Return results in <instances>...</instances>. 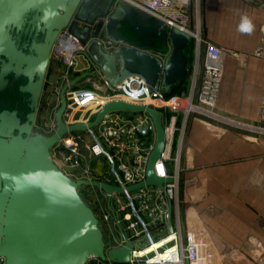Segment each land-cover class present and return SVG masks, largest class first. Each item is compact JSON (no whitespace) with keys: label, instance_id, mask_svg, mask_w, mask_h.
Wrapping results in <instances>:
<instances>
[{"label":"water","instance_id":"water-1","mask_svg":"<svg viewBox=\"0 0 264 264\" xmlns=\"http://www.w3.org/2000/svg\"><path fill=\"white\" fill-rule=\"evenodd\" d=\"M64 30L87 47L94 64L112 83L137 75L145 78L151 92H168L188 78L186 50L191 37L178 30L170 32L164 22L128 3L0 0V89L6 84L4 76L10 73L16 79L27 78L21 91L30 95L31 109L24 124L16 112L0 113V264H87L91 258L130 262V242L106 255L100 220L80 194L82 187H96L108 195L110 206L112 194L123 190L102 181L73 179L52 159V150L66 136L97 127L111 113L146 112L156 127L146 182L129 187V191L170 181L154 173L165 143L163 116L156 109L115 100L106 103L94 121L66 124L67 89L86 74L62 88L55 132L50 136L33 134L53 47ZM22 35L33 38L30 53L18 48ZM106 39L123 45L108 51L102 43ZM167 42L171 52L165 59L153 54Z\"/></svg>","mask_w":264,"mask_h":264},{"label":"built area","instance_id":"built-area-1","mask_svg":"<svg viewBox=\"0 0 264 264\" xmlns=\"http://www.w3.org/2000/svg\"><path fill=\"white\" fill-rule=\"evenodd\" d=\"M120 2L128 3L164 22L170 32L178 30L188 34L191 39L197 40L195 71L189 94L186 98H180L176 95L168 96V93L161 89L151 92L145 78L137 75L128 76L119 83H112L100 70L92 71L90 64L82 72V74L88 73V76L83 79H88L90 86L81 85L83 80L81 79L75 86L67 89L68 106L65 115H68L72 107L87 108L94 105L95 112L92 114L95 116L93 119L74 122H67L65 118V122L71 125L94 121L100 109L106 103L115 100L156 109L163 116L165 143L162 154L155 162L154 173L157 177L170 181L163 183L162 186L144 185L133 191L128 189L146 182L147 165L156 144V127L153 119L146 112L111 113L105 116L97 127L69 134L54 149L59 150L61 144H64V149H69L72 153L68 161L73 159L75 165H80L79 140L82 134H89L88 148L93 150L95 156L103 155L108 160L111 180L106 183L123 190L122 193L112 194L110 206L108 195L103 191L107 197L106 213L103 219L106 223L112 224V230L109 232L102 226V220L99 219L106 243V255L109 250L119 249L130 242L133 247L128 264H203L197 238L203 231H184L182 226L180 178L183 170L180 166L181 153L179 152L183 146L186 122L191 114L210 119L220 118L214 113V109L222 83L226 51L214 43L203 42L201 36L198 38L188 29V12H186L188 0H116V3ZM102 43L108 51L117 50L123 45L110 39ZM202 47L205 54L203 62ZM84 50L85 47L79 39L68 30H64L53 47L52 57L59 53L67 57L68 64L71 65L75 59V52ZM259 55L257 53V56ZM157 56L160 59L167 57L161 53ZM80 75H75L65 84ZM96 78L99 81L95 80ZM94 80L100 84L93 83ZM181 117L183 125L178 127ZM259 121L264 122V105L260 110ZM254 129L264 132L262 127ZM176 136L180 138L179 152L177 158L173 159L171 148ZM67 139L71 142L67 143ZM52 159L62 169L53 156ZM171 163H175L173 170L170 169ZM158 245L161 247L145 254L149 248ZM163 254L168 256L164 258ZM87 264L121 263L91 258ZM255 264H264V252L256 257Z\"/></svg>","mask_w":264,"mask_h":264},{"label":"crops","instance_id":"crops-1","mask_svg":"<svg viewBox=\"0 0 264 264\" xmlns=\"http://www.w3.org/2000/svg\"><path fill=\"white\" fill-rule=\"evenodd\" d=\"M197 2L199 22L201 15L197 30L203 42L226 51L217 99V112L223 118L202 119L192 114L186 122L188 153L182 155L180 178L182 226L184 231H203L201 241L207 240L213 254L223 255L225 264H255L257 255L264 252V139L255 137L250 126L261 125L264 60L252 53L264 34V0ZM245 16L254 25L251 34L239 30ZM158 51L168 56L170 42ZM190 62L189 56L188 78L174 95L184 82H188V92L191 89ZM51 66L52 58L48 75ZM81 85L90 83L83 79ZM208 136H213L212 143ZM105 169L102 163L93 178L110 181Z\"/></svg>","mask_w":264,"mask_h":264},{"label":"rangeland","instance_id":"rangeland-1","mask_svg":"<svg viewBox=\"0 0 264 264\" xmlns=\"http://www.w3.org/2000/svg\"><path fill=\"white\" fill-rule=\"evenodd\" d=\"M197 1L198 0H188V8L186 10V12H188L187 13V20H188L187 26H188V29L193 33H196L198 29V25L199 23H201V15H200V22H199V17H198V2ZM179 20H180V17H179ZM84 47H85L84 51L75 52L74 54L75 59L71 65L68 64L67 57L60 55L59 53L54 54V56L52 57V66H51L50 74L47 76L46 84H45L42 98L40 101V112L38 116V121L36 123V128L34 131L35 134H42L45 136H50L55 132L57 128L56 112L58 108L60 107L61 91H62V88L66 85L65 83L68 80L73 78L75 75H79L80 73H82L90 64H91L92 71L100 70L99 67H97L94 64L93 60L88 54L87 47L86 46ZM196 50H197V40L192 39L189 47L186 50V55L188 56V58L190 56V60H191L190 76L191 75L193 76V72H194V66L196 62ZM155 53L163 54V52H159V51H156ZM257 53H259L260 55L257 56ZM252 54L254 57L264 60V34L261 39V45L257 47ZM204 57H205V54H204V49L202 47V54H201L202 62L204 60ZM95 80H98V79L96 78ZM95 80L93 81V83L99 85L100 84V82H98L99 80L98 81H95ZM182 89L183 91L181 93ZM188 90H189L188 82H184V84H182L180 87V91H176L175 95L179 96L180 98H186L189 94ZM101 95L105 96L104 94H101ZM262 105H264V103ZM91 107H87V108L72 107L71 109H69L68 115L67 116L65 115L64 119L66 118L67 122L85 121L87 119H93L95 115H93L92 112H95V108H91ZM214 113L217 114L220 118L221 117L223 118V116H221L217 112V104L214 109ZM194 115L191 114V117ZM197 117H201L202 119H204L203 116H197ZM220 118L213 117L211 119H220ZM182 122H183V118L181 117L178 122V127L182 125L181 124ZM260 123L261 125L250 126V129L254 131V133H256L255 137L264 139V132L262 133L258 131L257 129H254L257 127L264 128V122H260ZM208 137L210 139L209 142L212 143L213 140L211 139L213 138V136H208ZM179 140L180 138L176 136L173 146L171 148L173 159L177 158L176 156L179 152V142H180ZM79 141H80L79 158L81 162L80 165H75L73 159L68 161V158L69 156H71L72 153L70 152L69 149H64L65 148L64 144H61L62 146L59 150L57 149L52 150V156L56 160V162H58L62 166V170L68 176L72 178L85 177L86 179H93V177L97 176L96 175L97 170L100 169V166H102V163H103L105 164V168H106L105 170H107L109 173V163L106 157L103 155L95 156L93 153V150L88 148L90 144L89 134L87 133L82 134ZM59 152H63V153H59ZM179 153H181L180 166H181V169H183L182 167L183 165L181 162L182 155L183 153H188V146L186 144V138H185V141H183V146ZM174 168H175V163H171L170 169L173 170ZM101 191L102 190L96 187L86 186L80 189V194L85 200V202L90 207L93 208L98 218L102 220V226L104 228H107L110 232L112 230V224L110 222L106 223L103 219L106 213L105 212L106 211V198H105V195L102 194ZM121 201L123 202V199ZM258 256L259 255H257V257ZM216 260L218 264H225L223 255L216 254ZM247 264H251V263L247 262Z\"/></svg>","mask_w":264,"mask_h":264},{"label":"flooded vegetation","instance_id":"flooded-vegetation-1","mask_svg":"<svg viewBox=\"0 0 264 264\" xmlns=\"http://www.w3.org/2000/svg\"><path fill=\"white\" fill-rule=\"evenodd\" d=\"M14 37L18 38L19 35L15 33ZM40 40L41 37L38 38V41ZM32 41L33 38L22 35L21 39L18 41V48L24 51L25 53H30L29 47ZM2 59L5 62H7L6 57H2ZM0 74H1V68H0ZM4 81L6 82V84L2 89H0V113L6 110L10 112H16L18 118L21 120V123L22 124L27 123L28 115L31 113L30 101H29L30 95L28 93L22 92L21 88L28 83V79L23 76L16 79L15 74L10 73L4 76L3 82ZM39 112H40V102L36 116V121L34 123V128H33L34 135H36L34 131L36 128V123L38 121Z\"/></svg>","mask_w":264,"mask_h":264},{"label":"bare ground","instance_id":"bare-ground-1","mask_svg":"<svg viewBox=\"0 0 264 264\" xmlns=\"http://www.w3.org/2000/svg\"><path fill=\"white\" fill-rule=\"evenodd\" d=\"M199 26V25H198ZM198 38L200 37V32L197 30L196 33H194ZM125 99V98H124ZM127 100V99H126ZM91 108H95L94 105ZM67 143H70L71 140L68 139L66 140ZM198 241L200 244V253L202 256V260H203V264H218L217 260H216V254H213L211 251V248L209 247V245L206 243L207 240H205L206 242H202L200 236L198 235ZM202 242V243H201ZM158 247H161V245L158 246H154L152 248H149L145 254H149L151 253L153 250L157 249ZM202 248V249H201ZM144 255V254H142ZM168 256V254H163L162 257L166 258Z\"/></svg>","mask_w":264,"mask_h":264},{"label":"clouds","instance_id":"clouds-1","mask_svg":"<svg viewBox=\"0 0 264 264\" xmlns=\"http://www.w3.org/2000/svg\"><path fill=\"white\" fill-rule=\"evenodd\" d=\"M239 30L243 33L251 34L254 30V25L252 21L248 17L245 16L242 18V23L239 27Z\"/></svg>","mask_w":264,"mask_h":264},{"label":"trees","instance_id":"trees-1","mask_svg":"<svg viewBox=\"0 0 264 264\" xmlns=\"http://www.w3.org/2000/svg\"><path fill=\"white\" fill-rule=\"evenodd\" d=\"M178 88H179V85L176 86V87H173V88H172V91H170V92L168 93V96H172V95H173V92H174L175 90H177Z\"/></svg>","mask_w":264,"mask_h":264}]
</instances>
